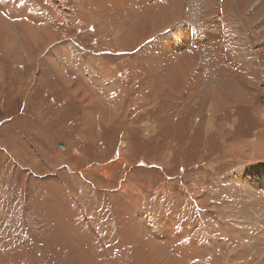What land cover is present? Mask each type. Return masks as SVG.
<instances>
[{
	"label": "rangeland",
	"instance_id": "obj_1",
	"mask_svg": "<svg viewBox=\"0 0 264 264\" xmlns=\"http://www.w3.org/2000/svg\"><path fill=\"white\" fill-rule=\"evenodd\" d=\"M157 1L0 0V264H264V0H230L227 32L225 1L207 28ZM209 36L243 59L213 66ZM117 208L155 247L122 245Z\"/></svg>",
	"mask_w": 264,
	"mask_h": 264
},
{
	"label": "bare ground",
	"instance_id": "obj_2",
	"mask_svg": "<svg viewBox=\"0 0 264 264\" xmlns=\"http://www.w3.org/2000/svg\"><path fill=\"white\" fill-rule=\"evenodd\" d=\"M115 1V0H114ZM169 1V2H168ZM210 2L211 0H198L196 3H195V5L196 6H193L192 5V7L191 8H193V15H194V22L196 23V24H199V25H202L203 27H206L207 28V26L205 25V19L206 18H208V15H210V16H212L213 14L215 15V14H217V13H221V14H223V16H224V21L222 22V24L221 25H218L215 29H217V31H218V27L219 28H222L223 30H225L226 32H227V27H228V25H227V23H228V18H227V16L229 15V22H230V13L232 12V13H234L235 11H234V9H232L229 5L230 4H232L233 2L232 1H230V0H221V2L223 3L224 1V4L223 5H221L220 6V9H221V11H220V9H218L217 10V13H216V11L215 10H212V12H207V13H205V12H203V10L202 9H205V10H210V9H208V4L206 3V2ZM240 1H244L243 2V5H250L251 4V0H240ZM255 1V0H254ZM217 2H218V0H217ZM111 4V3H110ZM165 5L164 7H159V6H161V5ZM159 3L158 1L156 2V3H154V5L155 6H152V7H150V6H148V8H147V15H148V17L149 18H152L153 20L155 19V20H158V23H161V21H163V20H165V21H167V20H169V19H171V12L173 11V7H174V4H173V2L171 1V0H164L163 1V3ZM112 6V5H111ZM246 6V7H247ZM115 7V6H114ZM244 7V6H243ZM250 6H248L247 8H249ZM56 8V7H55ZM81 8V7H80ZM259 5L257 6V9H255L256 11H254V13L252 14V16H250L249 17V23H253V22H256V23H258V18H259V16H260V10H259ZM115 9V8H114ZM175 9V8H174ZM106 10V9H105ZM109 11V10H108ZM83 13H84V11H82ZM86 12V11H85ZM174 12V11H173ZM88 13V12H87ZM110 15V14H109ZM108 16V15H107ZM226 16V17H225ZM221 19V18H220ZM201 22V23H200ZM223 24H225L226 26L224 27V25ZM199 27V26H198ZM203 27H201V28H203ZM209 27V26H208ZM30 29V28H29ZM34 30V29H33ZM203 30V29H202ZM205 30V29H204ZM258 30H259V32H256V33H253V31H252V33L254 34L253 36H251V37H253V38H256V37H258V36H260L261 34H262V32L263 31H261V29H260V27L258 26ZM200 31V30H199ZM25 32H26V30H25ZM202 32V31H201ZM225 32V33H226ZM29 33H31V32H29ZM203 33V36H208L207 35V33H204V32H202ZM237 33H238V31H237ZM36 35V34H35ZM192 35V34H191ZM218 35V34H217ZM225 35V34H224ZM228 35V34H227ZM200 36V35H199ZM198 36V37H199ZM216 37V36H215ZM209 38V39H208ZM212 37L211 36H209V37H207L206 38V40H205V42H203V43H205V46H211V49H209V50H207L205 53H203V51H201L200 53H203V55H205L207 58H209L208 60H209V62H211L212 61V65L213 66H215V63L216 62H218L219 64H221L222 62H224L225 60L224 59H226V57H229L230 59L234 56V58H235V60L237 61V62H239V58L240 59H243V53H245L246 51H245V49H244V47H243V49H244V51L242 50V49H240V50H237V51H233V46L235 45L236 46V43L234 44L232 41H229V40H226V42L224 43V44H222L221 45V43H223L222 41H220V42H218V43H213L212 42V39H211ZM221 38V37H220ZM207 42V43H206ZM201 43V42H200ZM199 44V43H198ZM234 44V45H233ZM203 45V44H202ZM216 45V46H215ZM199 46V49H201V45H198ZM213 46H215V47H213ZM222 46H225V50H227V53H228V56H226L227 55V53L225 54L224 52H223V50H222V52H221V48H222ZM230 46H232L231 48H230ZM229 47V48H228ZM216 48V51H215V53H214V49ZM197 49H198V47H197ZM206 49H208V48H206ZM235 49H236V47H235ZM166 51V50H165ZM171 51V50H170ZM239 53V54H238ZM163 54H164V52H163ZM214 54H215V56H214ZM224 54V55H223ZM171 55V54H170ZM190 55L192 56V55H194V54H192V53H189V52H186L185 54H183V58H184V60H189L188 59V57H190ZM199 55V54H198ZM164 56H167V53L164 55ZM193 57V56H192ZM210 59H211V61H210ZM183 60V59H182ZM224 60V61H223ZM233 60V59H232ZM214 69V68H213ZM212 70V69H211ZM235 71V70H234ZM212 72V71H211ZM214 74H218L217 72H218V70H216V69H214ZM106 172V171H105ZM239 182V181H238ZM244 182V181H243ZM238 184V183H237ZM236 185V184H235ZM245 185V184H244ZM242 185H240V183H239V185H236V188H238L239 189V191H242L243 190V188L241 187ZM255 184H251L249 187V189H247V191H249L248 192V195H250V196H252V193L251 192H253V191H255ZM126 193V192H125ZM122 195H125V194H123V193H121ZM120 194V195H121ZM130 194V193H129ZM128 194V195H129ZM258 195H260V194H258ZM253 196H256V197H254L255 199L257 198V194H254ZM261 196V195H260ZM63 198H65L64 196H63ZM131 198H132V196H131ZM131 198H129L128 197V202H129V205L127 206L129 209L128 210H130L131 208H130V206H132L133 205V203H132V200H131ZM264 198V197H263ZM238 199V198H237ZM258 200H254L255 202L254 203H247V204H251L248 208H249V210H256V211H258V210H263L264 211V200L263 199H261V198H257ZM115 202V201H114ZM118 204V203H117ZM114 208H116V207H114ZM247 208V209H248ZM252 210V211H253ZM116 212H117V217H116V221H117V223H116V225H114L113 226V228H115L116 230H117V232H119V235H120V237L125 241L127 238H129L130 240V244H128L129 243V241H128V243H125V242H123V246H128V247H134L135 249H137L138 248V250L140 251V249L139 248H142L143 246H144V244H146L147 245V243L145 242V236H142L141 237V243H139L140 241L138 240V241H135V238H130L129 237V233H133L134 235H136V232H137V230H138V228H134L133 226H130V224H129V222H130V216L128 217L127 216V214L125 213V212H123V209H121V208H117L116 209ZM257 214V213H256ZM74 215V214H73ZM72 215V216H73ZM172 216V215H171ZM247 216V215H246ZM257 216V215H256ZM263 216H264V213H263ZM54 217V216H53ZM53 217L50 215V219H53ZM63 217V221L62 220H60V221H58V223H61V222H64L65 224H69V223H67V222H69L68 220H67V218L65 219L64 218V216H62ZM79 216H77V218H78ZM81 217V216H80ZM166 218V217H165ZM81 219V218H80ZM80 219H78V220H80ZM162 219V218H161ZM172 220V219H171ZM171 220H169V219H167V220H163V221H160V225L163 227V228H165V229H167V230H170V231H172V234L170 235V239L172 240V242H177L176 240H180V239H182L181 237H179V236H177L178 234V231H177V229L176 228H171V226L170 225H168V223L167 222H169V221H171ZM166 222V223H165ZM52 223V225H54L55 223L54 222H51ZM141 223V222H140ZM150 223V222H149ZM72 224V223H71ZM170 224V223H169ZM56 225V224H55ZM54 225V226H55ZM86 225V224H85ZM58 226H61V224L60 225H58ZM57 226V227H58ZM186 227V226H185ZM188 227V226H187ZM61 228V227H60ZM58 230V229H57ZM83 230L86 232V230H85V228H83ZM179 230V229H178ZM188 230H189V228H188ZM60 231V230H59ZM115 231V230H114ZM55 232V231H54ZM83 232V231H82ZM112 232V231H111ZM73 233V234H72ZM72 235L75 237V233H77V231L76 230H74V231H72ZM115 234H116V231L114 232ZM93 234V233H92ZM91 234V236H92V238L94 239V240H96V237H94L93 235ZM115 234H113V235H115ZM77 235V234H76ZM83 235V234H82ZM112 235V234H111ZM51 236V235H50ZM89 236V235H88ZM116 236V235H115ZM151 236L154 238V239H157V240H159V237H156L155 235H154V233L153 232H151ZM81 237V236H80ZM67 238H70V237H68L67 236ZM78 238V237H77ZM112 238H114V236L112 237ZM184 238V237H183ZM79 239V238H78ZM185 239V238H184ZM52 240V239H51ZM76 240V239H75ZM69 241V240H68ZM71 241V240H70ZM77 241V240H76ZM146 241H149V237H147V239H146ZM62 242V241H61ZM67 242V241H66ZM127 242V241H126ZM138 242V243H137ZM156 242V241H155ZM157 243V242H156ZM73 244V243H72ZM148 244L150 245V246H154L155 247V245H151L150 244V241L148 242ZM62 246V245H61ZM73 246V245H72ZM118 246V245H117ZM157 247H160V246H158V245H156ZM167 246H169V245H167ZM80 247V246H79ZM184 247V246H183ZM82 248V247H81ZM147 248V247H146ZM161 248V247H160ZM117 249H119V251H121V250H123L124 251V253L128 256V257H130L131 258V256H134V255H136V254H133V252H131V250L129 249V248H125V247H123L122 248V246H121V248H118L117 247ZM150 249V248H149ZM162 249V248H161ZM171 249V248H170ZM146 250V249H145ZM151 250H152V248H151ZM150 256V255H149ZM73 258V257H72ZM78 260V259H77ZM156 260V259H155ZM101 261H102V259H101ZM84 263V261L81 259V264H83ZM175 264V263H174Z\"/></svg>",
	"mask_w": 264,
	"mask_h": 264
},
{
	"label": "crops",
	"instance_id": "obj_3",
	"mask_svg": "<svg viewBox=\"0 0 264 264\" xmlns=\"http://www.w3.org/2000/svg\"><path fill=\"white\" fill-rule=\"evenodd\" d=\"M76 1V0H75ZM136 1V0H135ZM138 1V0H137ZM72 2H73V0H72ZM137 6H139L138 4H137ZM192 34V33H191ZM196 34V33H195ZM191 36H193V34L191 35ZM196 38V37H195ZM198 38V37H197ZM192 40V39H191ZM194 46H197V45H194ZM172 50H173V47H172V45H171V47H170ZM78 88V87H77ZM76 87H75V89H73V92H75V90H78ZM75 93H77V92H75ZM78 95H79V92L77 93ZM81 96V94L79 95V97ZM78 101H81V99H77Z\"/></svg>",
	"mask_w": 264,
	"mask_h": 264
}]
</instances>
